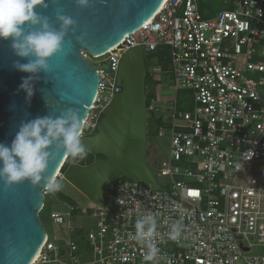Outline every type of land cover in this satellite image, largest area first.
Listing matches in <instances>:
<instances>
[{"label": "built area", "instance_id": "2783aa9c", "mask_svg": "<svg viewBox=\"0 0 264 264\" xmlns=\"http://www.w3.org/2000/svg\"><path fill=\"white\" fill-rule=\"evenodd\" d=\"M199 1L164 0L149 21L104 54L83 53L97 66L111 60L114 71L109 77L98 70L97 95L82 127V135H91L121 91L116 73L123 53L139 46L143 55L168 52L166 65L156 61L146 74L158 85L167 77L174 92L162 104L160 126L169 131V152L154 161L156 188L120 176L101 205L68 203L65 212L51 211L52 222L68 232L64 246L47 235L32 264H264V254L251 253L254 241L264 246V179L251 172V164L264 163V0H223L227 7L206 18ZM179 89L191 92L192 108H177ZM157 102L156 91L147 110L155 112ZM77 209L96 219L82 261L70 236ZM147 215L157 220L153 261L144 259L146 244L133 239L136 222ZM173 224L180 229L175 240Z\"/></svg>", "mask_w": 264, "mask_h": 264}, {"label": "water", "instance_id": "95a60500", "mask_svg": "<svg viewBox=\"0 0 264 264\" xmlns=\"http://www.w3.org/2000/svg\"><path fill=\"white\" fill-rule=\"evenodd\" d=\"M163 1L90 0L89 7L81 8L75 0H45L47 8L37 6L36 11L57 29L61 23L56 19L58 12L76 23L65 36L63 50L50 58V70L37 73L31 82L34 94L30 98L20 85L32 74L13 67L14 60L26 63L27 58L14 54L10 39H0V142L10 145L22 121L56 117L70 108L78 110L83 124L97 95L99 68L109 77L114 72L111 60L97 66L83 53L91 57L104 54L149 20ZM145 77L143 47L125 51L116 73L121 91L105 109L95 133L82 135L88 152L102 157L87 165L70 163L56 181L59 187H53L80 209L91 203L101 205L102 194L120 176L157 187L146 161V125L152 113L146 107ZM67 156L61 150L44 176L53 181ZM46 187L44 180L38 186L25 180L10 187L0 180V264H30L44 243L47 233L39 213Z\"/></svg>", "mask_w": 264, "mask_h": 264}, {"label": "clouds", "instance_id": "9594fccd", "mask_svg": "<svg viewBox=\"0 0 264 264\" xmlns=\"http://www.w3.org/2000/svg\"><path fill=\"white\" fill-rule=\"evenodd\" d=\"M75 2L81 8L90 6V0ZM37 6L48 7L45 0H0V39H10L14 54L27 58L26 63L14 60L13 67L32 74L23 78L20 85L29 98L34 94L31 82L38 78L36 74L50 70V58L63 50L65 36L76 23L58 12L56 19L61 23L57 29L50 25L47 16L36 11ZM82 127L78 110L71 108L56 117L46 115L22 121L10 145L0 142V180L8 187L25 180L38 186L44 180L49 188H58V183L44 173L61 150L73 161L87 157L89 150L82 143ZM156 228L157 220L152 215L136 222L133 239L146 244L145 261L157 256L158 249L151 242ZM170 236L173 240L180 236L178 225H172Z\"/></svg>", "mask_w": 264, "mask_h": 264}, {"label": "rangeland", "instance_id": "374dc122", "mask_svg": "<svg viewBox=\"0 0 264 264\" xmlns=\"http://www.w3.org/2000/svg\"><path fill=\"white\" fill-rule=\"evenodd\" d=\"M218 11V7H215L212 15L216 14ZM144 58L146 68H148V66L152 63H156V61L160 62V60L168 58V52H160L159 55L145 52ZM85 59L88 60L91 64L96 62L94 59L89 57H85ZM161 78L162 80L160 85H157L155 91L154 89L152 90V92L157 91L160 102H157L155 112H153L154 116L149 119L148 128L150 130V134H148L147 136L146 144V161L154 171H156L155 168L157 162L165 158L169 152V131L165 128L160 127L162 125L160 124V121L161 115H164L162 111V104L166 103L170 99V94L174 93L167 77L162 75ZM176 105L180 110H188L192 108L193 102L191 92L185 89H179L176 93ZM159 130H162V132L159 133ZM155 159L157 160V162H154ZM254 171L259 172L261 174V177L264 179V163L256 162L251 164V172ZM67 204L68 203L67 199H65V196L56 191L53 192V190H49L45 196V208L39 213V218L48 235V238L57 246H64L65 238L67 237L68 232L66 231L65 225L53 223L49 216V213L51 211L65 212L67 210ZM95 222L96 219L81 214L80 212H76L72 215V223L76 226V228L70 233V236L77 242L78 254L84 255L80 257L81 261L86 260L88 257L84 252L86 250L84 239L86 232L90 228H94ZM76 230H78L81 234L78 237H76ZM63 246L62 249H64ZM251 253L260 255L264 254V246L254 241L252 243ZM66 261L69 262L68 258H66Z\"/></svg>", "mask_w": 264, "mask_h": 264}, {"label": "trees", "instance_id": "16d2710c", "mask_svg": "<svg viewBox=\"0 0 264 264\" xmlns=\"http://www.w3.org/2000/svg\"><path fill=\"white\" fill-rule=\"evenodd\" d=\"M215 7H218V10H221L224 7H227V5L224 4L223 0H200L199 3H198L199 12H200L201 16L204 17V18L212 16V13H213V10H214ZM165 50H166V48H165ZM159 53H160V50H157V51L153 52V54H158V55H159ZM144 60H145V58H144ZM166 60L167 59L160 60V64L163 67L166 65ZM157 85H158V83L153 81L152 78L150 77V75L147 72L146 77H145V91H146V94H147V103L149 101V98L151 96H154L155 92H152V90L154 89V91H155V88H157ZM153 116H154V114H152V117ZM160 124H162V120L160 121ZM94 133H95V131H94ZM148 134H150V130L149 129L147 131V136H148ZM100 156H102V155H100ZM94 159H95V155H93L90 152H89V154L87 155V157L84 160L73 161L72 158L70 156H68L67 159L64 162V165L61 167V172H63L70 163H77L79 165H87V164L91 163ZM65 199H67V203L74 205V203L71 200H69L66 197H65ZM44 208H45V204H44ZM78 211H79V209L73 211V214L78 212ZM76 233H77V236L81 235L78 230H76Z\"/></svg>", "mask_w": 264, "mask_h": 264}, {"label": "bare ground", "instance_id": "6f19581e", "mask_svg": "<svg viewBox=\"0 0 264 264\" xmlns=\"http://www.w3.org/2000/svg\"><path fill=\"white\" fill-rule=\"evenodd\" d=\"M149 20H150V19H149ZM149 20H147V21H149ZM143 56H144V55H143ZM145 67H146V65H145ZM84 121H85V120H84ZM84 121H83V122H84ZM68 156H69V155H68ZM63 165H64V164H63ZM60 171H61V170H57V172H56V174H55L56 177L58 176V174H60ZM56 177H54V180H53L52 182H55V178H56ZM47 188L50 189L48 186H47ZM52 188H53V187H52ZM44 204H45V202H44ZM91 204H92V203H91ZM43 208H44V206H43ZM40 212H41V211H40ZM37 255H38V254H36V255L34 256V258H33L32 261H31V264L36 260Z\"/></svg>", "mask_w": 264, "mask_h": 264}, {"label": "flooded vegetation", "instance_id": "af4514ba", "mask_svg": "<svg viewBox=\"0 0 264 264\" xmlns=\"http://www.w3.org/2000/svg\"><path fill=\"white\" fill-rule=\"evenodd\" d=\"M146 106H147V94H146ZM148 122H149V120L147 121L146 131H148V129H149V128H148V127H149ZM100 157H102V156H100V155H95V159L100 158Z\"/></svg>", "mask_w": 264, "mask_h": 264}]
</instances>
